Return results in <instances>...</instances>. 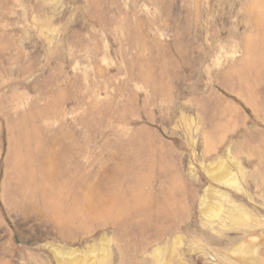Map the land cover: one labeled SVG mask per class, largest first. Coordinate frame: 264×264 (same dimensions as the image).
Instances as JSON below:
<instances>
[{"label": "rangeland", "instance_id": "1", "mask_svg": "<svg viewBox=\"0 0 264 264\" xmlns=\"http://www.w3.org/2000/svg\"><path fill=\"white\" fill-rule=\"evenodd\" d=\"M0 264H264V0H0Z\"/></svg>", "mask_w": 264, "mask_h": 264}]
</instances>
